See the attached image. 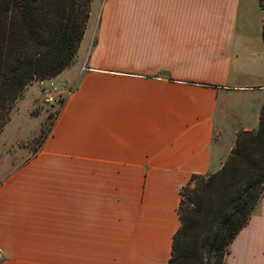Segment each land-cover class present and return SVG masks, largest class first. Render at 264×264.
Instances as JSON below:
<instances>
[{"label": "crops", "instance_id": "0c3cea01", "mask_svg": "<svg viewBox=\"0 0 264 264\" xmlns=\"http://www.w3.org/2000/svg\"><path fill=\"white\" fill-rule=\"evenodd\" d=\"M263 28L260 0H91L49 134L0 168V264H166L181 187L259 125ZM226 264H264V197Z\"/></svg>", "mask_w": 264, "mask_h": 264}, {"label": "trees", "instance_id": "16d2710c", "mask_svg": "<svg viewBox=\"0 0 264 264\" xmlns=\"http://www.w3.org/2000/svg\"><path fill=\"white\" fill-rule=\"evenodd\" d=\"M90 5L91 0H0V131L27 85L70 65ZM260 5L264 10V0ZM180 196L166 264H226L233 240L264 197V104L258 127L238 134L222 167L192 174Z\"/></svg>", "mask_w": 264, "mask_h": 264}, {"label": "rangeland", "instance_id": "374dc122", "mask_svg": "<svg viewBox=\"0 0 264 264\" xmlns=\"http://www.w3.org/2000/svg\"><path fill=\"white\" fill-rule=\"evenodd\" d=\"M100 1L102 3L103 0ZM62 77L58 76L56 81L54 80V84L61 92L64 87ZM53 78L47 79L53 81ZM47 79L35 80L25 87L13 104L9 120L0 131L2 175H6L16 165L32 157L50 132L65 97L60 93L57 102L45 103L43 88L48 86ZM230 143H223V162L231 152ZM234 145L235 141L232 143V146Z\"/></svg>", "mask_w": 264, "mask_h": 264}, {"label": "built area", "instance_id": "2783aa9c", "mask_svg": "<svg viewBox=\"0 0 264 264\" xmlns=\"http://www.w3.org/2000/svg\"><path fill=\"white\" fill-rule=\"evenodd\" d=\"M47 84L48 86L43 88V100L45 103H55L58 101V96L61 91L58 86L54 84V80L52 81V79H47Z\"/></svg>", "mask_w": 264, "mask_h": 264}]
</instances>
